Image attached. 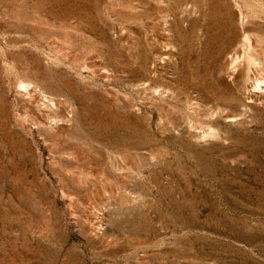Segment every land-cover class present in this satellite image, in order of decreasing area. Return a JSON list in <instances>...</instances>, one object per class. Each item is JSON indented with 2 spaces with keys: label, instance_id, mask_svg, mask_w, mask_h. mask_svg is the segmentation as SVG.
<instances>
[{
  "label": "rangeland",
  "instance_id": "1",
  "mask_svg": "<svg viewBox=\"0 0 264 264\" xmlns=\"http://www.w3.org/2000/svg\"><path fill=\"white\" fill-rule=\"evenodd\" d=\"M0 264H264V0H0Z\"/></svg>",
  "mask_w": 264,
  "mask_h": 264
},
{
  "label": "bare ground",
  "instance_id": "2",
  "mask_svg": "<svg viewBox=\"0 0 264 264\" xmlns=\"http://www.w3.org/2000/svg\"><path fill=\"white\" fill-rule=\"evenodd\" d=\"M232 51H233V50H232ZM235 52H236V51H235ZM235 52H234V53H235ZM238 52H239V51H238ZM233 55H234V54H233ZM237 55H238V54H237ZM233 60H234V59H233ZM235 60H236V59H235ZM235 60H234V61H235ZM230 61H231V60H230ZM234 61H233V62H234ZM235 62H236V61H235ZM231 63H232V62H231ZM233 71H234V70H233ZM234 72H235V71H234ZM229 74H230V73H229ZM232 75L234 76L235 74H232ZM257 80H258V79H257ZM257 80H256V81H257ZM260 81H261V80H260ZM257 83H258V82H257ZM19 84H20V83H19ZM259 85H260V84H259ZM255 86L258 87L257 85H255ZM31 89H32V88H31ZM251 91H252V89H251ZM252 96H253V95H252ZM252 96H251V97H252ZM251 97H250V98H251ZM254 99H255V98H253V100H254ZM63 117H64V116H63Z\"/></svg>",
  "mask_w": 264,
  "mask_h": 264
}]
</instances>
